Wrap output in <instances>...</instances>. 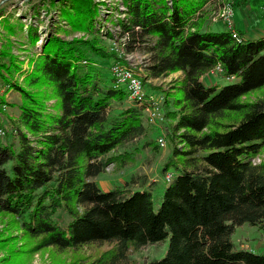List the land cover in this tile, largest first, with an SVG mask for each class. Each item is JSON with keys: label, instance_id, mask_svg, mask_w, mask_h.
Listing matches in <instances>:
<instances>
[{"label": "trees", "instance_id": "obj_1", "mask_svg": "<svg viewBox=\"0 0 264 264\" xmlns=\"http://www.w3.org/2000/svg\"><path fill=\"white\" fill-rule=\"evenodd\" d=\"M207 1L124 0L125 16L118 20L127 51L145 41L147 78L181 73L158 106L157 124L169 148L160 172L170 169L172 176L156 210L143 182L102 190L92 180L109 164L129 159L118 148L146 131L144 105L109 112L126 92L112 82L98 86L82 68L87 51L110 55L93 40L47 35L21 87L11 80L19 62L0 49V79L20 96L18 149L0 142V215L32 242L29 248L110 245L77 264H264V252L231 240L242 224L264 229V162L251 161L264 147V91L248 98L264 87V34L246 38L237 27L203 28ZM95 11L92 0H66L59 12L71 28L90 31ZM27 29L33 44L35 29ZM216 66L235 81L214 92L200 77ZM144 145L157 147L150 139ZM59 210L67 222L54 218ZM166 239L159 259L130 256Z\"/></svg>", "mask_w": 264, "mask_h": 264}, {"label": "rangeland", "instance_id": "obj_2", "mask_svg": "<svg viewBox=\"0 0 264 264\" xmlns=\"http://www.w3.org/2000/svg\"><path fill=\"white\" fill-rule=\"evenodd\" d=\"M92 1L96 8L91 19L92 30L85 31L71 28L61 17L60 6L66 3V0H0V49H6L15 56L20 65L19 71L14 73L11 80L24 87L23 75L33 65L31 59L40 53L43 40L47 35L55 34L65 40L72 38L93 40L95 47H99L110 55L100 57L92 51L85 53L82 68L92 75L97 85L103 88L108 86L112 82L110 66L116 61L125 63L124 58L127 57L132 69L139 76L146 97H150V102L159 106L165 93L167 91L173 93L175 90L174 86L181 78L180 71L158 78H147L144 68L149 63L150 54L143 45L145 41L140 46L127 51L124 45L126 35L120 36L119 33L118 20L125 16L124 0ZM165 1L170 2V0ZM202 10L203 28L220 30L225 27L230 29L237 27L242 30L246 38H256L264 34V0H208ZM28 25H32L37 35L33 44L29 43L27 37ZM202 76V84L214 85V92L222 85L235 81L234 77L221 76L217 66ZM44 89L46 88L40 87V90ZM31 90L39 91L38 88ZM263 91L264 87L262 90L250 93L248 98L259 97ZM19 101V93L0 79V129L3 130L0 142L11 144L15 151L18 149L14 129L17 125ZM53 101V98L46 100L48 109H51ZM131 103L136 104L127 98L120 104L111 102L108 110L116 113ZM144 112L142 117L146 129L145 136L135 138L124 147L118 148V151L124 150L128 153L130 158L123 163L109 164L92 180L102 190L123 186L132 180V188H137L143 182L142 186L151 191L152 206L156 210L161 200L164 183H166L165 173L161 174L160 168L169 154V148L163 136L164 130L161 124L148 123V120L146 122V112ZM27 137L30 138L29 135ZM160 137L161 143L158 142ZM146 139L154 140L157 144L156 149L144 145ZM251 161L264 162V147ZM10 165L11 161H8L3 166L8 174ZM168 171L172 173L170 169ZM54 218L61 223L69 220L67 214L60 210L55 213ZM0 239H3L0 241V264H77L81 263L83 258L91 259L110 248L109 244L102 243L84 245L74 250L56 251L51 247L33 250L29 248L32 242L25 240L21 230L15 227L6 215H0ZM5 240L7 241L4 242ZM231 240L239 248L264 252V229L257 230L253 226L242 224L235 228ZM167 242L166 239L158 245H148L140 253H132L130 256L138 261L140 255H145L149 259H159L165 254Z\"/></svg>", "mask_w": 264, "mask_h": 264}, {"label": "built area", "instance_id": "obj_3", "mask_svg": "<svg viewBox=\"0 0 264 264\" xmlns=\"http://www.w3.org/2000/svg\"><path fill=\"white\" fill-rule=\"evenodd\" d=\"M125 63L114 62L110 66V78L112 85L117 88H121L126 92L127 99L131 102H135L137 105H144L143 110L146 112L147 120L149 122H158L162 120V116L159 113L158 105L151 103L149 98L146 97L142 83L138 74L132 69V65L128 62L129 58H124ZM149 100V101H148ZM151 103V104H150ZM3 135V130L0 129V136ZM158 142H162L161 138H158ZM166 179L170 177L166 174Z\"/></svg>", "mask_w": 264, "mask_h": 264}, {"label": "bare ground", "instance_id": "obj_4", "mask_svg": "<svg viewBox=\"0 0 264 264\" xmlns=\"http://www.w3.org/2000/svg\"><path fill=\"white\" fill-rule=\"evenodd\" d=\"M218 68V67H217ZM161 138V137H160ZM162 139V138H161ZM166 174H169L170 175V177L168 178V179H166V177H165V181L166 182H168L170 179H171V176H172V173L171 172H166L165 173V176H166Z\"/></svg>", "mask_w": 264, "mask_h": 264}, {"label": "crops", "instance_id": "obj_5", "mask_svg": "<svg viewBox=\"0 0 264 264\" xmlns=\"http://www.w3.org/2000/svg\"><path fill=\"white\" fill-rule=\"evenodd\" d=\"M207 74V73H206ZM203 78V76L200 77V80Z\"/></svg>", "mask_w": 264, "mask_h": 264}]
</instances>
